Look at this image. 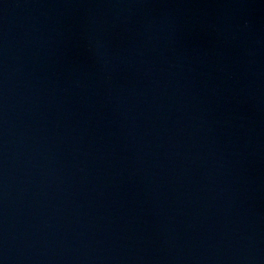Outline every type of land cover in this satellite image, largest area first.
<instances>
[{"label": "water", "instance_id": "95a60500", "mask_svg": "<svg viewBox=\"0 0 264 264\" xmlns=\"http://www.w3.org/2000/svg\"><path fill=\"white\" fill-rule=\"evenodd\" d=\"M0 264H264V0H0Z\"/></svg>", "mask_w": 264, "mask_h": 264}]
</instances>
